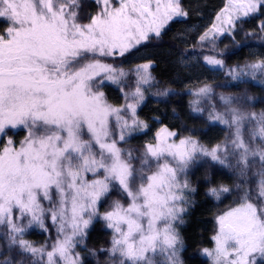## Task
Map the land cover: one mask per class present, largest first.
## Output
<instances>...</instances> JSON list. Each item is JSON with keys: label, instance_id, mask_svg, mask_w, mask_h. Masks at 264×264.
Instances as JSON below:
<instances>
[{"label": "snow or ice", "instance_id": "obj_1", "mask_svg": "<svg viewBox=\"0 0 264 264\" xmlns=\"http://www.w3.org/2000/svg\"><path fill=\"white\" fill-rule=\"evenodd\" d=\"M96 4L97 12L82 23L80 0H0V20L6 22L0 33V136L9 135L10 129L26 130L19 147L9 138L0 149V228H6L2 238L7 249V254L0 253V264H27L29 259L37 264V258L45 264V256L46 264H80L73 249L98 216L97 205L112 195L117 198L111 199L101 218L113 231L107 251L114 264H180L181 241L173 225L182 219L189 189L181 174L199 156L237 167L241 175L259 158L258 202L245 191L238 207L218 216L215 249L203 253L213 264H264V114L248 115L234 106L232 97L222 96L225 111L210 114V119L233 130L230 144L208 149L191 137L168 143V137L176 134L161 129L157 143L145 146L140 169H134L133 154L129 150L125 155L118 147L110 118L115 117L120 141L126 133L147 127L135 115L144 96L142 85L152 83L149 65L135 70L133 102L127 104L133 117L130 125L123 110L107 104L93 83L100 70L117 85L126 73L96 57L117 52L123 56L151 35L160 37L169 22L187 13L180 0H119L118 5L96 0ZM261 5L264 0H229L224 23L233 27L213 25V29L232 35L238 14L247 17ZM213 29L200 41L208 39ZM204 59L210 66L224 67L215 56ZM247 67L255 78L257 71L264 73V60ZM229 74L240 79L249 72L233 68ZM210 93L208 85L199 88L193 93L194 104ZM246 125L252 126L251 142L245 139ZM256 141L261 143L253 147ZM229 191L223 186L209 189L217 197ZM44 201L50 204L47 210ZM46 211L58 237H63L50 251L24 239L33 225L47 230ZM17 249L19 260L12 255Z\"/></svg>", "mask_w": 264, "mask_h": 264}, {"label": "trees", "instance_id": "obj_2", "mask_svg": "<svg viewBox=\"0 0 264 264\" xmlns=\"http://www.w3.org/2000/svg\"><path fill=\"white\" fill-rule=\"evenodd\" d=\"M224 4L225 0H180L187 16L169 22L160 37L151 35L147 41L118 58L96 57L101 63L122 69L126 73L119 85L103 84L98 87L94 84L104 93L107 104L120 109L128 104L126 95L135 90L137 66L149 65L148 73L152 83L142 85L144 96L136 107L135 115V119L147 127L136 128L130 134L127 133L129 137L126 135L124 141L117 143L125 155L129 150L132 152L134 169L141 167L140 157L146 150L145 146L150 143L147 140L149 134L161 129L175 133L178 138L191 137L208 149L229 144L232 129L210 119V114L222 112V96L232 97L236 101L234 106L248 115L255 113L259 117L264 114V73L257 71L253 78L251 69L247 67L264 60V31H261V26L264 25V5L236 21L232 35L228 32L209 35L208 39L201 42L200 37L213 27V20ZM80 5L79 19L82 23H87L88 17L98 10L96 0H80ZM5 28L6 22L0 20V33ZM184 37L190 41H184ZM91 56L88 55L89 59ZM205 56L222 59L224 67H216L217 74L214 78L205 76L196 83L186 82L185 73L188 71L183 64L194 59L191 61L207 66ZM233 68L244 69L249 75L233 79L229 74ZM205 85L211 88L210 95L203 97L198 105L194 104V95L189 91L198 90ZM164 91H167L166 95H159ZM194 107H198L200 111H193ZM251 127L246 125L244 133L245 139L250 142L248 130ZM22 131L8 130L9 135H3L2 139L11 138L14 144H18L23 139ZM260 143L253 142V146ZM230 161L235 165L234 159L230 158ZM255 165L247 170L246 175H241L237 167L215 164L208 157H199L189 166L186 172L189 189L185 190L186 203L183 205L186 210L180 214L182 219H178L175 226L181 241L180 264H210L204 257L203 250H210L213 246L217 217L238 207L245 191L253 197V202H258L255 200L258 179L254 167L259 164ZM221 186L229 188L230 191L220 193L219 197L209 193V189H219ZM115 198L116 195H112L110 199L102 200L97 205V217L109 209L111 199ZM45 227L47 230L38 226L28 228L24 239L37 248H52L57 233L48 221H45ZM85 231L83 242L77 243L73 249L74 254L80 257V264H114V258L107 251L111 247L113 234L106 227V223L96 218ZM4 232L6 228H0V253L7 254L2 238ZM16 252L18 249L12 255L19 260L20 256ZM27 264H32V260H27Z\"/></svg>", "mask_w": 264, "mask_h": 264}, {"label": "rangeland", "instance_id": "obj_3", "mask_svg": "<svg viewBox=\"0 0 264 264\" xmlns=\"http://www.w3.org/2000/svg\"><path fill=\"white\" fill-rule=\"evenodd\" d=\"M113 3H115V4H117L118 5V3H119V0H113ZM228 6H229V0H225V4H224V6L219 10V12L217 13V15H216V18H214V20H213V23H212V25H216L218 28L219 27H224V28H232V25H228V24H225L224 23V20H225V18H226V16L228 15V13L227 12H225V9L226 8H228ZM234 15H236L235 13H233ZM220 16L221 17V19L220 20H217V16ZM239 15V19H237L236 21H238V20H240V19H242V18H244L245 16L243 15V13L241 12V13H239L238 14ZM180 17H177V18H175V19H179ZM174 19V20H175ZM173 21V20H172ZM211 29H213V27L211 28ZM209 31V30H208ZM207 31V32H208ZM221 33L220 32H217V31H215L214 29L209 33V35H220ZM154 35V34H153ZM200 37V36H199ZM184 41H187V40H189L188 38H186V37H184V39H183ZM191 40H193V38L191 37ZM190 41V40H189ZM143 43V42H142ZM141 43V44H142ZM141 44H139V45H141ZM139 45H137V46H135L134 48H136V47H138ZM134 48H132L130 51H132ZM129 52V51H128ZM125 53H127V52H125ZM88 55H92L91 53H89ZM107 57H111V58H113V57H115V58H118V57H121V55H119V53L117 52V54L115 55V56H107ZM191 60H194V59H190V61L188 62V63H184L183 64V66H185L184 68L185 69H187V71L188 72H186L185 73V75H186V82H188V83H192L193 81H195L194 83H196V81H199V80H202L203 78H205V76L207 77V76H210V77H216V74H215V69H216V67H212V66H208V64H207V66H204V64L202 65V63L200 64V63H198V61H191ZM113 67V66H112ZM212 67V68H211ZM218 67V66H217ZM115 68V67H114ZM193 72V73H192ZM107 73H105L104 71H102V70H100V74L98 75V76H96L95 78H94V81H93V83L94 84H97V86L99 87V85H103V84H110V85H114L113 83H111L108 79H107ZM213 77V78H214ZM97 82V83H96ZM196 91H198V90H190L189 92L190 93H195ZM127 100H126V102H128V103H131L132 101H133V97H131V94H128L127 95ZM202 98L203 97H200L199 98V101L200 100H202ZM197 100V97L196 96H194L193 97V101H196ZM122 109V108H121ZM123 110V116H124V118L125 119H127L128 121H129V124L131 125V121H132V119H133V117H132V114H131V111L130 110H128L127 109V105H126V107L125 108H123L122 109ZM225 111V106L223 107V109H222V112H224ZM113 121V123H111ZM110 123H111V127L113 128V131H114V133H115V138H116V141H117V143H119V142H121L120 140H119V129L116 127V121H115V117L113 116V117H111L110 118ZM114 124V126H112ZM11 130V129H10ZM19 130H23L22 131V133H23V139H24V137H25V135H26V130L25 129H23V128H17V129H15V130H11L12 132H16V131H19ZM160 131H158V132H153V133H151V134H149V136L147 137V140H149V144H153V145H155L156 143H157V133H159ZM232 132H233V130H232ZM136 133V132H135ZM127 135V133L125 134V136ZM151 135V136H150ZM165 135V133H161V137H163ZM85 136H87V133H86V130H85ZM128 136V135H127ZM2 137H3V135L2 136H0V149H2V147L7 143V141H8V139H2ZM129 137V136H128ZM2 139V140H1ZM22 139V140H23ZM180 139H184V138H178V137H176V136H169L168 137V143H179V140ZM17 140H19V138L17 139ZM2 141V142H1ZM20 143L21 142H18V144H15V146L16 147H19V145H20ZM230 144V143H229ZM256 146V145H255ZM255 146H253V147H255ZM145 152H146V150H145ZM144 152V153H145ZM200 158L201 157H203V156H199ZM198 157V158H199ZM168 160H171V157H166ZM149 159H151V158H149ZM255 160H256V165L255 166H257L258 164H259V160H257V159H259L258 157H255L254 158ZM151 165H152V170H155V167H156V162L155 161H152L151 162ZM254 171H255V175H256V173H258L259 171H260V168H259V166L258 167H254ZM257 176V179L259 180L260 179V177L258 176V175H256ZM181 178H182V180L183 179H185L186 178V173H182L181 174ZM53 192H54V190H53ZM43 206L45 207V209L47 210L49 207H50V204H49V202L48 201H44L43 202ZM109 210V209H108ZM103 214L104 213H102L101 215H100V217H95L94 219H96V218H100L101 220H103L101 217L103 216ZM46 215H47V218L45 219V221H48V223L49 224H51L53 227H54V230H55V232L57 233L56 234V240L58 239V238H60V239H63V237L62 236H59L58 237V232H57V226L56 225H54L53 223H52V220H51V216H50V212H47L46 211ZM93 219V220H94ZM103 222H105L104 220H103ZM178 222V220H176L175 222H174V228H175V226H176V223ZM25 223H26V220H25ZM34 226H38V225H33L32 227H34ZM32 227H30V228H32ZM39 227V226H38ZM109 229V228H108ZM111 232H112V234H113V231L111 230V229H109ZM175 231H176V229H175ZM217 231H218V225H217ZM217 231H216V233H217ZM216 235V234H215ZM77 239H80V238H77ZM213 240V246H212V248L209 250V251H214V249H215V241H214V239H212ZM177 247H178V249L180 250V246H179V244L177 245ZM52 248H49L48 250L50 251ZM203 255H204V257L206 258V259H208V261L210 262V264H213V260H212V258L211 257H209V256H207V255H205L204 253H203ZM178 258H179V252H178ZM159 259V258H158ZM46 260H47V257L45 256L44 257V261H45V264H46Z\"/></svg>", "mask_w": 264, "mask_h": 264}]
</instances>
